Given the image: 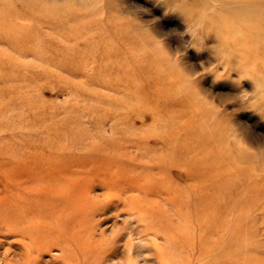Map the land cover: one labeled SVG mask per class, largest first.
Masks as SVG:
<instances>
[{
    "label": "rangeland",
    "instance_id": "1",
    "mask_svg": "<svg viewBox=\"0 0 264 264\" xmlns=\"http://www.w3.org/2000/svg\"><path fill=\"white\" fill-rule=\"evenodd\" d=\"M258 26L262 1L0 0V202L64 201L23 212L53 245L0 226V264H264Z\"/></svg>",
    "mask_w": 264,
    "mask_h": 264
},
{
    "label": "bare ground",
    "instance_id": "2",
    "mask_svg": "<svg viewBox=\"0 0 264 264\" xmlns=\"http://www.w3.org/2000/svg\"><path fill=\"white\" fill-rule=\"evenodd\" d=\"M241 1H243V0H241ZM244 1H250V0H244ZM252 1L264 2V0H252ZM256 31L258 32L259 35H264V29L261 26L256 27ZM30 167H34L35 170H37L39 173L40 172H47V168H45V166H41V165H38L36 163L31 164ZM53 176L54 175L49 176V177H53ZM29 178L30 177H28V179ZM36 179H38V176L32 175V180H36ZM38 180H40V178ZM6 187H7V189H11V190H17V191L19 190L17 185H15V184L14 185L8 184ZM36 187L38 188V190H35V191L25 190L24 192L26 194H28V196H30L34 200L35 199L36 200L53 199L52 208H50L48 210L50 213L54 212L57 209V207L62 205V203L64 202L61 199H57L56 197L58 195L56 196V194L54 193V191H56V192L60 191V187L57 184L53 190L52 189L48 190L47 188L41 189L39 186H36ZM34 200L29 199L28 201H32L30 203L27 202L26 199H21L19 201L10 200V199H8L5 202L1 201L0 206L1 205H3V206H2V208H0V214L2 215L0 218V226L6 228L8 230L9 235H18L19 237H21L23 239H29L30 245L35 247V248L41 247L43 245H53L50 242L49 237H52L53 233H56V235L58 237L59 236L61 237L62 231L59 230V232L57 233L56 231L54 232V230H53V232H51L50 229L46 230V229L34 228L31 225V223H29V221L25 220V218L23 216L24 215L23 212L24 213H26V212L27 213H33L36 210H38L36 208V205L34 204L35 203ZM62 242L64 243L62 246V251L64 252V255H67V254H69L68 252H70V250L67 247V243H66L67 239L64 238L62 240ZM133 252H134V250H133ZM11 254H12V252H11Z\"/></svg>",
    "mask_w": 264,
    "mask_h": 264
}]
</instances>
